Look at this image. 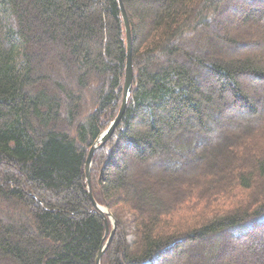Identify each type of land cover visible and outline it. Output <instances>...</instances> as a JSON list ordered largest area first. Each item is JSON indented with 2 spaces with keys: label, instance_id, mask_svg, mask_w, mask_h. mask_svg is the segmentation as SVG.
Instances as JSON below:
<instances>
[{
  "label": "trees",
  "instance_id": "trees-1",
  "mask_svg": "<svg viewBox=\"0 0 264 264\" xmlns=\"http://www.w3.org/2000/svg\"><path fill=\"white\" fill-rule=\"evenodd\" d=\"M123 4L101 264H264V0ZM127 61L119 0H0V264H97Z\"/></svg>",
  "mask_w": 264,
  "mask_h": 264
},
{
  "label": "water",
  "instance_id": "water-1",
  "mask_svg": "<svg viewBox=\"0 0 264 264\" xmlns=\"http://www.w3.org/2000/svg\"><path fill=\"white\" fill-rule=\"evenodd\" d=\"M120 5H121V11L124 17V21H125V26H126V31H127V42H128V61H127V75H126V82H125V90H124V97H123V102H122V106H121V110L117 116V118L114 120V122L106 129V131H104L102 133V135L100 136L99 140L97 141V143L95 144V146L92 148L88 161H87V178H88V188H89V195L91 197V200L93 201L95 207L97 208V210H99V212L101 213L102 217L106 220L107 222V231H106V238L109 239L107 242H105L103 244V246L101 247V251L99 252L98 258H97V264H101L102 262V257L104 255V253L106 252V250L109 248V246L111 245L113 238H114V234H115V228H116V221L115 218L113 216V214L111 213V211L107 208V207H103L100 206L94 196H93V192H92V181H91V169L93 166V158H94V154L95 151L98 147L104 145L107 143V141L114 135L116 128L119 126L122 118L125 115L128 103H129V99L131 97L132 94V90H133V78H134V66H133V39H132V30H131V24H130V20H129V16L128 13L125 9V6L123 4V0H119ZM111 220L114 230L112 232H110V227L108 224V220Z\"/></svg>",
  "mask_w": 264,
  "mask_h": 264
},
{
  "label": "rangeland",
  "instance_id": "rangeland-1",
  "mask_svg": "<svg viewBox=\"0 0 264 264\" xmlns=\"http://www.w3.org/2000/svg\"><path fill=\"white\" fill-rule=\"evenodd\" d=\"M187 214H188V215H189V214L193 215V214H194V212H192V211H189ZM130 239L132 240V239H133V236H131V237H130Z\"/></svg>",
  "mask_w": 264,
  "mask_h": 264
}]
</instances>
